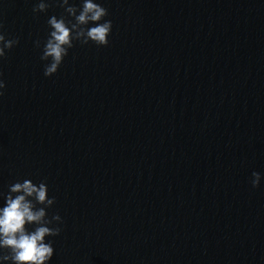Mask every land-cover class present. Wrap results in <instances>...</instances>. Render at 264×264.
I'll use <instances>...</instances> for the list:
<instances>
[{"label":"water","instance_id":"95a60500","mask_svg":"<svg viewBox=\"0 0 264 264\" xmlns=\"http://www.w3.org/2000/svg\"><path fill=\"white\" fill-rule=\"evenodd\" d=\"M45 2L0 0V192L46 183L48 264H264V0H94L50 77Z\"/></svg>","mask_w":264,"mask_h":264},{"label":"clouds","instance_id":"9594fccd","mask_svg":"<svg viewBox=\"0 0 264 264\" xmlns=\"http://www.w3.org/2000/svg\"><path fill=\"white\" fill-rule=\"evenodd\" d=\"M52 4H58L64 8L68 17L63 15L60 18L51 16L47 20L50 28L47 39L44 41L42 61H49L44 66L43 75L50 77L54 75L68 50L78 41L81 45L89 42L97 47H104L109 44L108 37L111 33L112 22L105 20L108 15L107 9L94 0H82L78 9L70 6L69 0H50ZM50 3L39 0L32 12L43 13L49 8ZM78 13V14H77ZM102 21V22H101ZM89 24L94 26L88 27ZM3 25L0 24V28ZM19 43L18 38L6 39L0 32V60L6 57V51H10ZM37 48L40 47L39 40L34 42ZM5 88V83L0 79V90ZM3 92L0 91V95ZM260 174L252 173L251 185L256 188L260 182ZM4 200V206L0 207V260L10 264H48L54 255L52 241L46 242V237H55L60 234L62 223L59 214H54L49 219L46 209L55 203V197L49 198L46 183L34 184L31 180L15 182L9 186L8 192H0ZM27 226H34L29 231Z\"/></svg>","mask_w":264,"mask_h":264}]
</instances>
